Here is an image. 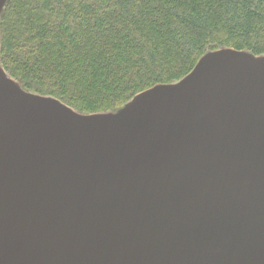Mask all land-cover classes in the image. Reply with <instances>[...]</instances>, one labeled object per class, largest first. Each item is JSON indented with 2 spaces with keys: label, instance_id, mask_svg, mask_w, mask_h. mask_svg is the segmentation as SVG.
<instances>
[{
  "label": "water",
  "instance_id": "water-1",
  "mask_svg": "<svg viewBox=\"0 0 264 264\" xmlns=\"http://www.w3.org/2000/svg\"><path fill=\"white\" fill-rule=\"evenodd\" d=\"M0 264H264V55L208 52L101 115L0 62Z\"/></svg>",
  "mask_w": 264,
  "mask_h": 264
},
{
  "label": "trees",
  "instance_id": "trees-1",
  "mask_svg": "<svg viewBox=\"0 0 264 264\" xmlns=\"http://www.w3.org/2000/svg\"><path fill=\"white\" fill-rule=\"evenodd\" d=\"M0 62L27 91L118 112L222 48L264 55V0H7Z\"/></svg>",
  "mask_w": 264,
  "mask_h": 264
},
{
  "label": "rangeland",
  "instance_id": "rangeland-1",
  "mask_svg": "<svg viewBox=\"0 0 264 264\" xmlns=\"http://www.w3.org/2000/svg\"><path fill=\"white\" fill-rule=\"evenodd\" d=\"M100 115L102 114V113H99ZM97 115V114H96ZM98 116V115H97Z\"/></svg>",
  "mask_w": 264,
  "mask_h": 264
},
{
  "label": "bare ground",
  "instance_id": "bare-ground-1",
  "mask_svg": "<svg viewBox=\"0 0 264 264\" xmlns=\"http://www.w3.org/2000/svg\"><path fill=\"white\" fill-rule=\"evenodd\" d=\"M7 80H9V79H7Z\"/></svg>",
  "mask_w": 264,
  "mask_h": 264
}]
</instances>
